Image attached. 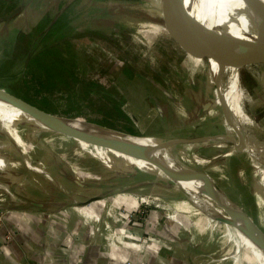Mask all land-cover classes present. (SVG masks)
<instances>
[{
  "label": "rangeland",
  "instance_id": "374dc122",
  "mask_svg": "<svg viewBox=\"0 0 264 264\" xmlns=\"http://www.w3.org/2000/svg\"><path fill=\"white\" fill-rule=\"evenodd\" d=\"M164 6L182 26H204L206 0H0V89L125 139L212 138L178 142L172 155L208 172L264 231V167L232 140L213 139L237 142L241 131L224 113L207 56L189 55L165 28ZM231 27L259 55L246 28ZM242 54V106L253 122L242 125L245 143L264 148V63ZM89 197L99 200L93 209ZM73 205H88L77 209L86 217L66 233L112 251L149 250L166 264H264L263 248L200 212L154 164L0 111V245L19 231L6 227L9 215L38 211L57 222Z\"/></svg>",
  "mask_w": 264,
  "mask_h": 264
},
{
  "label": "bare ground",
  "instance_id": "6f19581e",
  "mask_svg": "<svg viewBox=\"0 0 264 264\" xmlns=\"http://www.w3.org/2000/svg\"><path fill=\"white\" fill-rule=\"evenodd\" d=\"M206 2L207 10L204 20V28L207 32V48L210 52L208 63L215 77L219 101L224 104L225 113L228 115L230 121L238 126V130L241 131L239 138L236 139V144L239 146L241 145L243 149L245 148L256 161L264 166V148L261 146L258 147L256 144L245 143V135L242 129V125H250L253 122L242 106L243 91L240 85V62L238 58L243 52H253L249 51L248 44L245 45L240 43L241 39L236 37L231 25L235 24L240 29L246 28V31L256 45L259 55H261L262 58H264V47L257 38V34L241 0H206ZM222 76L226 78V82L221 80ZM0 111L11 115H24L16 105L1 96ZM59 120L67 125L82 130L122 140L145 153L159 156V158L167 161L173 160L182 165V167L194 178L196 184L183 181L174 173L160 169L162 168L161 166L159 169L176 183L179 189L183 191L186 198L196 205L195 207L200 212L211 216L212 219H223V214H227L230 219L238 222L241 227L236 228L241 231L247 239H250L257 246L264 249V242L260 239L259 235L248 228L249 222H245L231 204L226 201H220L217 202L219 205L217 208L212 204L213 201L211 198L205 195L201 196L200 187L210 190L218 195H221V193L211 185L205 175L206 173L189 165L182 164L174 158L171 152V142L164 143L156 139H150L147 142H139L125 139L123 135L113 130L94 127L80 120ZM159 147H161V149H159ZM126 244L138 248V245L135 243Z\"/></svg>",
  "mask_w": 264,
  "mask_h": 264
},
{
  "label": "crops",
  "instance_id": "0c3cea01",
  "mask_svg": "<svg viewBox=\"0 0 264 264\" xmlns=\"http://www.w3.org/2000/svg\"><path fill=\"white\" fill-rule=\"evenodd\" d=\"M158 1L162 2V0ZM161 14H164L163 8H161ZM162 20L164 21V17ZM189 55L191 54L189 53ZM200 98V104H202L204 97L201 95ZM199 106L198 103L197 107ZM216 136H225L226 138L213 139H230L235 143L236 147L238 145L228 135L221 133ZM209 139L212 140V138L207 136L203 140ZM84 142L91 144L87 141ZM200 143H206V141ZM239 148H242V146H239ZM206 174L211 179L213 185L221 191L211 175L208 172ZM85 200H88V198ZM97 201L88 203L92 207L91 209H93V205ZM88 205H73L63 208L57 212L55 218L57 222L49 221L48 216H43V213L39 214L38 211L30 215L27 212L9 215L6 227L8 228L13 225L19 231L8 241L4 238L2 239L0 245V264H166L163 257L155 256L149 250L141 254L135 251L117 252L109 250L99 243L98 240L93 241L91 238H86L87 236L83 238L84 235L82 236V234L77 235L79 238H71V235L66 233V226L74 227L78 222V218L85 219V211L77 209L78 207L84 208ZM82 225L85 226L84 224Z\"/></svg>",
  "mask_w": 264,
  "mask_h": 264
},
{
  "label": "water",
  "instance_id": "95a60500",
  "mask_svg": "<svg viewBox=\"0 0 264 264\" xmlns=\"http://www.w3.org/2000/svg\"><path fill=\"white\" fill-rule=\"evenodd\" d=\"M243 5L245 6L247 15L249 16V19L251 20L252 26L257 34V38L259 42H261L262 46L264 47V1L262 0H241ZM163 2H167V0H163ZM163 12L165 14L164 17V25L165 28L173 34L176 39L181 43L182 47L188 51L191 55L195 56V53L197 54L198 57L202 56H207V58H210V52L209 49L207 48V32L204 28V26L201 24L200 28H196L194 26L188 27V26H182L181 22H177V20L182 19L178 18L176 15L172 13L170 9H168V6H164ZM188 27V28H186ZM201 31V32H200ZM191 35H195L193 38H191ZM189 37L191 38V43L188 42ZM202 41V46L201 50L196 52V44L198 42ZM244 53V52H243ZM247 54L250 55H256L260 58V60L264 63V58H262L261 55L247 52ZM242 55L240 54L239 56V62H240V67L242 63ZM0 96L8 99L11 101L14 105H16L21 111L24 113L28 114L29 116L33 117L43 125L47 126L51 130L57 132V133H62L65 135H69L75 138H79L81 140L97 144L103 147H107L109 149H112L114 151L123 153L125 155H128L130 157L136 158V159H141L150 162L151 164H154L158 168L161 166L165 171H169L177 175L179 178H181L183 181L186 182H191L196 184V181L194 178L182 167V165L174 162L173 160H164L162 158H159V156H155L152 154L145 153L132 145H129V143L124 142L119 139H115L112 137H108L105 135L101 134H96L93 132H89L86 130L79 129L74 126L67 125L63 122H61L58 117L53 116L29 103L26 101L22 100L19 97H16L7 91L0 89ZM224 106V104H223ZM224 108V107H223ZM224 113H225V108H224ZM225 115H227L225 113ZM228 116V115H227ZM213 138H226L225 136H215ZM205 138H196V139H171L165 142H171L170 144L175 145L178 142H190V141H200ZM234 140V139H233ZM241 146V145H240ZM162 147V146H161ZM159 147V149H161ZM200 171V170H199ZM203 172V171H202ZM211 185L217 189L221 195L215 194L211 192L210 190H207L203 187H200V191L211 198L217 205V202L220 201H226L229 204H231L237 212L240 214V216L245 220V222H249L248 228L251 229L253 232H255L257 235H259L260 239L264 242V231L259 228L257 224L253 222V220L240 208L238 207L235 203L230 201L226 195H224L218 188H216L211 179L207 174H205ZM172 180V179H171ZM97 197H91L88 200H86L84 203H89L91 201H94ZM219 206V205H218ZM225 212V211H224ZM223 219H218V221H223L225 223L231 224L237 228H240L241 226L238 224V222L230 219L227 214H223Z\"/></svg>",
  "mask_w": 264,
  "mask_h": 264
}]
</instances>
